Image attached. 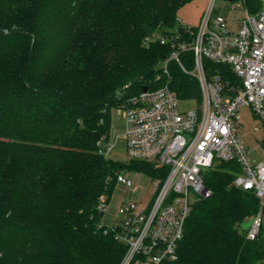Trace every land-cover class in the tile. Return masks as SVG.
Segmentation results:
<instances>
[{
    "label": "trees",
    "instance_id": "obj_1",
    "mask_svg": "<svg viewBox=\"0 0 264 264\" xmlns=\"http://www.w3.org/2000/svg\"><path fill=\"white\" fill-rule=\"evenodd\" d=\"M192 1L0 0V264L123 262L98 204L123 170H157L101 152L111 111L165 83L170 48L148 39L183 31L178 14ZM170 74L180 99L201 100L195 78L174 63ZM239 171L231 161L204 174L211 195L194 203L178 259L163 264H264L263 228L255 240L245 231L261 202L234 186Z\"/></svg>",
    "mask_w": 264,
    "mask_h": 264
},
{
    "label": "built area",
    "instance_id": "obj_2",
    "mask_svg": "<svg viewBox=\"0 0 264 264\" xmlns=\"http://www.w3.org/2000/svg\"><path fill=\"white\" fill-rule=\"evenodd\" d=\"M238 1L246 10L242 18L231 12L212 20L216 0H212L200 25L183 31L154 34L148 41H160L171 54L160 63L165 79L129 98L120 109L125 112L126 151L131 161L149 162L156 168L152 202L124 203L111 226L116 240L127 253L121 264H163L178 259L187 219L195 202L211 195L204 174L221 162L235 161L240 171L233 184L254 191L261 208L251 219L247 238L260 236L264 223V153L255 163L238 135L239 111L249 107L264 122V0L258 9L246 0ZM256 5V7H257ZM210 61L225 67L233 80L218 71L209 73ZM187 64L191 65L186 68ZM170 63L195 78L200 85L199 108L181 109L180 99L170 86ZM109 149L101 151L106 156ZM116 183L134 188L123 172ZM106 197L98 210L105 211Z\"/></svg>",
    "mask_w": 264,
    "mask_h": 264
},
{
    "label": "rangeland",
    "instance_id": "obj_3",
    "mask_svg": "<svg viewBox=\"0 0 264 264\" xmlns=\"http://www.w3.org/2000/svg\"><path fill=\"white\" fill-rule=\"evenodd\" d=\"M212 0H194L184 6L178 14L179 21L188 27L197 28L205 12L209 9ZM232 8L234 17L242 18L246 10L238 1L229 2L227 0H216L212 20L218 15H228ZM197 99H190L189 102L181 103V109L199 108ZM126 120L125 112L122 109H112L111 111V132L106 145L109 149L107 157L113 161L128 165L131 160L126 151L125 140ZM238 135L244 141L250 158L255 163L263 160L264 153V122L263 119L249 108L244 107L239 111V123L237 126ZM123 173L134 182V188H129L123 184H117L110 202L107 204L102 216V222L107 226H112L118 219L119 209L122 204L138 202L147 204L152 202L155 194L153 175L146 172H135L123 170ZM264 203V199L262 200ZM264 239V223L263 236Z\"/></svg>",
    "mask_w": 264,
    "mask_h": 264
},
{
    "label": "water",
    "instance_id": "obj_4",
    "mask_svg": "<svg viewBox=\"0 0 264 264\" xmlns=\"http://www.w3.org/2000/svg\"><path fill=\"white\" fill-rule=\"evenodd\" d=\"M144 91H147V87H144V89H143ZM249 227H250V223L246 226V229H245V231H248V229H249Z\"/></svg>",
    "mask_w": 264,
    "mask_h": 264
}]
</instances>
